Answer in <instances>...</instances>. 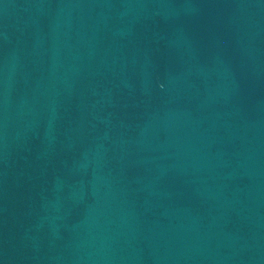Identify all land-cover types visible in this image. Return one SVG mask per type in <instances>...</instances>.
<instances>
[{"label": "water", "instance_id": "1", "mask_svg": "<svg viewBox=\"0 0 264 264\" xmlns=\"http://www.w3.org/2000/svg\"><path fill=\"white\" fill-rule=\"evenodd\" d=\"M0 264H264V0H0Z\"/></svg>", "mask_w": 264, "mask_h": 264}]
</instances>
